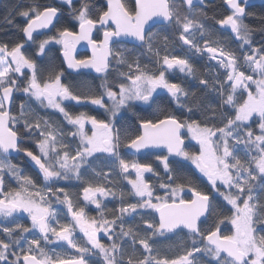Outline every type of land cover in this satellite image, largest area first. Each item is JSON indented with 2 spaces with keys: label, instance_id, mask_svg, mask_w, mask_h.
<instances>
[{
  "label": "snow or ice",
  "instance_id": "6c2138e0",
  "mask_svg": "<svg viewBox=\"0 0 264 264\" xmlns=\"http://www.w3.org/2000/svg\"><path fill=\"white\" fill-rule=\"evenodd\" d=\"M223 5L9 9L0 264H264V8Z\"/></svg>",
  "mask_w": 264,
  "mask_h": 264
},
{
  "label": "trees",
  "instance_id": "16d2710c",
  "mask_svg": "<svg viewBox=\"0 0 264 264\" xmlns=\"http://www.w3.org/2000/svg\"><path fill=\"white\" fill-rule=\"evenodd\" d=\"M20 3V0H1L0 2V40H5V39H15L16 38V34H15V30L12 29L10 26L6 25L4 22V17L8 14V11L11 7L17 5ZM209 14L210 15H221V14H226V9L224 8V5L221 2H219L218 0H215L214 2H212L211 4H209ZM264 8V4L262 5H256L253 9H251L252 11L256 12V13H260L261 9ZM16 23H21V18L16 17L15 20ZM249 23L254 26V27H258L260 25V21L258 19H251L249 20ZM255 39L257 41H260L261 39H264V34H261L259 32L256 33L255 35ZM75 190V189H73Z\"/></svg>",
  "mask_w": 264,
  "mask_h": 264
},
{
  "label": "water",
  "instance_id": "95a60500",
  "mask_svg": "<svg viewBox=\"0 0 264 264\" xmlns=\"http://www.w3.org/2000/svg\"><path fill=\"white\" fill-rule=\"evenodd\" d=\"M1 1V0H0ZM208 1H211V0H208ZM250 2L253 4V5H262L264 4V0H250ZM78 52L81 54V53H86L87 54V49H86V46L84 45H81L79 48H78Z\"/></svg>",
  "mask_w": 264,
  "mask_h": 264
},
{
  "label": "flooded vegetation",
  "instance_id": "af4514ba",
  "mask_svg": "<svg viewBox=\"0 0 264 264\" xmlns=\"http://www.w3.org/2000/svg\"><path fill=\"white\" fill-rule=\"evenodd\" d=\"M215 0H211V1H208L209 2V4H211L212 2H214ZM219 2H221L222 1V3H223V0H218ZM1 2V1H0ZM256 6V5H255ZM224 8H225V6H224ZM226 9V8H225ZM227 11V10H226ZM86 53H81L80 55H85ZM34 174V173H33ZM93 214H95L94 212H93Z\"/></svg>",
  "mask_w": 264,
  "mask_h": 264
}]
</instances>
